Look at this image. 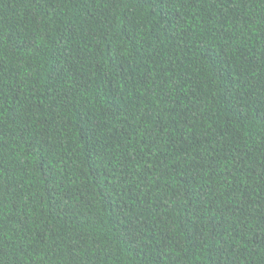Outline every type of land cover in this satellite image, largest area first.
I'll list each match as a JSON object with an SVG mask.
<instances>
[{
    "label": "trees",
    "instance_id": "16d2710c",
    "mask_svg": "<svg viewBox=\"0 0 264 264\" xmlns=\"http://www.w3.org/2000/svg\"><path fill=\"white\" fill-rule=\"evenodd\" d=\"M0 264H264V0H0Z\"/></svg>",
    "mask_w": 264,
    "mask_h": 264
}]
</instances>
